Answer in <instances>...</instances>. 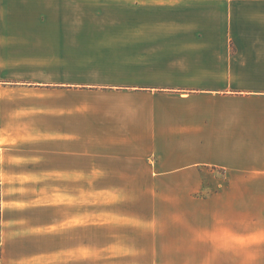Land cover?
I'll return each mask as SVG.
<instances>
[{"label":"crops","instance_id":"crops-1","mask_svg":"<svg viewBox=\"0 0 264 264\" xmlns=\"http://www.w3.org/2000/svg\"><path fill=\"white\" fill-rule=\"evenodd\" d=\"M80 1L98 23L57 32L50 41L56 51L35 67L26 64L29 76L17 78L16 62L0 63V147L11 131L3 126L8 112L64 109L31 117L64 136L19 145L43 157L24 168L101 170L105 174L94 186L121 188L125 199L99 207L154 226L155 217L130 216L127 210L180 208L161 194H176L183 184L185 217L170 218L168 230L153 229V240L162 243L147 252L152 258L145 260L143 247L132 245L134 253L107 261H93L84 252L67 264H173L158 253L217 252L212 240L195 238V231L211 229L216 217L230 226L250 225L264 210V0ZM32 67L45 76H33ZM121 94L144 105L139 120L125 130L105 115L101 99ZM208 180L215 189L197 196ZM57 184L87 187L84 180ZM210 210L213 215L205 216ZM177 226H184L181 232ZM77 229L67 230L74 239ZM88 235L89 250L98 239L107 247L114 238L108 228L98 233L88 227ZM41 253L46 252H0V261Z\"/></svg>","mask_w":264,"mask_h":264},{"label":"clouds","instance_id":"clouds-1","mask_svg":"<svg viewBox=\"0 0 264 264\" xmlns=\"http://www.w3.org/2000/svg\"><path fill=\"white\" fill-rule=\"evenodd\" d=\"M25 95H45L44 93L25 92ZM106 104L105 115L114 117L122 130L134 125L143 112V103L134 96L121 94L101 98ZM64 109L24 107L12 110L6 114L4 130L10 134L3 137V147H0V212L5 209L24 210L34 206H55L58 218L48 227H23L17 232H4L3 240L26 233L64 232L76 227L114 228L123 224H139L140 221L122 214L107 206L125 199L124 190L118 187L96 188L94 181L105 173L98 169L90 172L80 170H28L24 165L36 164L43 159L40 155L28 154L19 145L44 141L64 136L58 131L42 129L40 121L31 119L40 113L61 112ZM70 111V110H69ZM21 117H29L21 120ZM80 181L84 180L87 187L69 188L56 183H44L41 187L35 185L46 181ZM63 206V207H60ZM88 206H98L89 210ZM74 209V211H73ZM5 225H26L27 220L4 221ZM248 234L232 231L228 222L221 217L215 218L211 229L195 231V238L207 237L212 240L217 252H231L239 258V264H259L264 257V218L251 222ZM0 240V243L3 242ZM255 246V247H253ZM135 252L130 244L118 241L107 247H92L87 255L93 261H107L109 256L121 253ZM84 253L83 248H69L54 252H46L31 256H23L15 260H3L0 264H41L48 261H68L79 259ZM135 264V261L131 262Z\"/></svg>","mask_w":264,"mask_h":264},{"label":"rangeland","instance_id":"rangeland-1","mask_svg":"<svg viewBox=\"0 0 264 264\" xmlns=\"http://www.w3.org/2000/svg\"><path fill=\"white\" fill-rule=\"evenodd\" d=\"M83 4L84 1L80 0H0V63L16 62L17 78H22L24 75L29 76L31 65L26 66V64L33 62L35 67V64L41 61H47L50 53L56 51L54 49L52 50L50 41L55 39L57 32H61L75 24L98 23L97 20L99 18H95L96 15L91 16L90 13L92 12H89V8L81 7ZM32 71V75L35 77L45 76L40 71V67L33 68ZM44 183L57 184V181L40 182L35 186L41 187ZM180 183H183V180ZM206 183L205 185L208 188L196 194L197 196H210L211 190L215 189L211 185L210 180ZM217 187H220V185ZM183 191L184 186L181 184L178 187V193L173 194L166 191V193L161 194V200L166 201L169 198L176 199L178 205L182 206L180 208L127 210L130 216L155 217L159 222L155 226L130 224L111 228L110 233L114 238L110 244H115L120 240L125 244L139 246V248L143 247V252H146L144 253L145 255H142L143 258L145 260L146 258H152V256L147 255V252H153L152 249L154 246L162 243L159 239L156 241L153 240V229L159 230L160 228H166L168 230L170 227H173L169 223L170 218L185 217L186 210L183 207L185 194L182 193ZM210 213L211 210L208 214L205 213L204 215L212 216L213 214ZM257 213L258 217L264 218V210H258ZM56 218L58 216L55 206H34L24 210L5 209L0 212V240H3L4 232L19 233V230L23 227H48L54 223ZM19 219L27 220V224L5 225L4 223V221ZM212 226L209 225L207 227L212 228ZM183 227L177 226L178 232H181V228ZM231 227L240 232H250L252 230L250 226L246 227V225ZM97 231L100 233L101 228H97ZM74 233L75 239L72 237L71 231L69 233L67 230L64 233L18 234L10 239L3 240V243L0 244V252H54L62 250L68 244L72 245L74 243L77 246L80 245V248L88 252V227H78ZM120 233L123 237L114 236V234ZM156 234H158V231ZM115 239L118 240L114 241ZM67 240H70V242ZM167 241L169 240L166 239L164 242L166 243ZM103 243L104 240L99 241L98 239L97 248L102 247ZM158 254L162 258L164 256V260L169 261V263L173 261V264L188 263V260H190V264H239V258L235 257L231 252H159ZM259 264H264V257L261 258Z\"/></svg>","mask_w":264,"mask_h":264},{"label":"snow or ice","instance_id":"snow-or-ice-1","mask_svg":"<svg viewBox=\"0 0 264 264\" xmlns=\"http://www.w3.org/2000/svg\"><path fill=\"white\" fill-rule=\"evenodd\" d=\"M84 252L86 253V250H84Z\"/></svg>","mask_w":264,"mask_h":264}]
</instances>
